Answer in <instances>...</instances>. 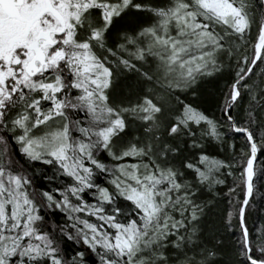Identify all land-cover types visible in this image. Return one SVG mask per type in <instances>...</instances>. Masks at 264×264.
<instances>
[{
    "label": "snow or ice",
    "instance_id": "1",
    "mask_svg": "<svg viewBox=\"0 0 264 264\" xmlns=\"http://www.w3.org/2000/svg\"><path fill=\"white\" fill-rule=\"evenodd\" d=\"M258 154L264 0H0V264H264Z\"/></svg>",
    "mask_w": 264,
    "mask_h": 264
},
{
    "label": "trees",
    "instance_id": "2",
    "mask_svg": "<svg viewBox=\"0 0 264 264\" xmlns=\"http://www.w3.org/2000/svg\"><path fill=\"white\" fill-rule=\"evenodd\" d=\"M260 0H256V3L259 5ZM260 18V13L257 11L256 15V21L258 22ZM257 31V23L253 24L252 28V35L255 36ZM251 52V48H249V53ZM222 83V82H221ZM235 137L237 139V147L239 148L243 144V134H235ZM207 150L210 151L211 154L213 155H218L220 157H224L226 155L225 150H222L215 145H208L206 146ZM17 155H20L17 153ZM261 163H264V159H262L259 154H258V159H257V165L259 166ZM36 168L38 170H45L46 169V174L48 177H51L53 169L50 166L42 165V164H36ZM37 185L41 187H54L57 184H60L62 181L60 179H57L55 181H51L49 179H46L44 175L38 174L37 177ZM228 183L231 185L232 183V177H228ZM258 187L259 191L258 193L255 194L254 202L252 203V208H251V213L248 216V223L250 226V230L254 225L257 224V222H264V184H261L258 182ZM218 191H221L222 193L226 194L227 193V186L221 185L218 186ZM239 192V190H238ZM241 198L243 197V193H239ZM229 197L226 195H223L218 203L207 209L206 210V216L204 217L203 220V228L205 230V233L207 235H211L212 231L216 226L219 225L221 216L224 214V212L228 209V201ZM54 219H59L61 222L64 219L63 214H58ZM81 246L77 244H73L72 242H68L67 248L69 252H72L76 249H79Z\"/></svg>",
    "mask_w": 264,
    "mask_h": 264
}]
</instances>
